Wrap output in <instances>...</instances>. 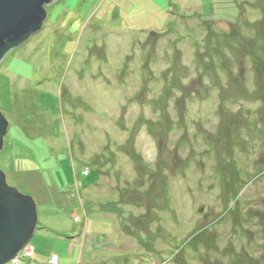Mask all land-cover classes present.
I'll list each match as a JSON object with an SVG mask.
<instances>
[{"label": "rangeland", "instance_id": "rangeland-1", "mask_svg": "<svg viewBox=\"0 0 264 264\" xmlns=\"http://www.w3.org/2000/svg\"><path fill=\"white\" fill-rule=\"evenodd\" d=\"M44 9L0 60V171L34 200L36 261L264 264V0Z\"/></svg>", "mask_w": 264, "mask_h": 264}, {"label": "water", "instance_id": "water-1", "mask_svg": "<svg viewBox=\"0 0 264 264\" xmlns=\"http://www.w3.org/2000/svg\"><path fill=\"white\" fill-rule=\"evenodd\" d=\"M54 0H0V60L14 46L39 30L44 5ZM7 121L0 113V150ZM34 200L7 185L0 171V264L10 261L29 242L37 227Z\"/></svg>", "mask_w": 264, "mask_h": 264}, {"label": "built area", "instance_id": "built-area-1", "mask_svg": "<svg viewBox=\"0 0 264 264\" xmlns=\"http://www.w3.org/2000/svg\"><path fill=\"white\" fill-rule=\"evenodd\" d=\"M75 221H78V217H75ZM33 257V252L31 249V246L29 244H26L25 246H23L21 248V250H19V252L11 259L12 263L17 264L20 262H26L27 264L29 263V260H26L27 257ZM34 258V257H33ZM59 261V256L57 254H52L49 258H48V263L49 264H58Z\"/></svg>", "mask_w": 264, "mask_h": 264}, {"label": "crops", "instance_id": "crops-1", "mask_svg": "<svg viewBox=\"0 0 264 264\" xmlns=\"http://www.w3.org/2000/svg\"><path fill=\"white\" fill-rule=\"evenodd\" d=\"M72 246L74 247L75 245L72 244ZM32 247H33V251H34V259H35V258L37 257V254H36L37 250H36V247H35L34 245H32ZM73 247H71V248H73ZM51 254H54V253H51ZM51 254H49V256H50ZM49 256H47V257L45 258V261H43V263H39V262L36 261V259H35L34 264H47V261H48ZM13 264H14V263H13Z\"/></svg>", "mask_w": 264, "mask_h": 264}]
</instances>
